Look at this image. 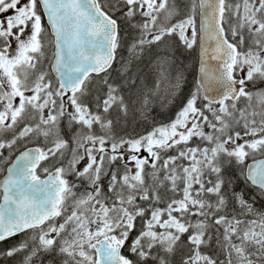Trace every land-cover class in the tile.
<instances>
[{
  "label": "snow or ice",
  "instance_id": "1",
  "mask_svg": "<svg viewBox=\"0 0 264 264\" xmlns=\"http://www.w3.org/2000/svg\"><path fill=\"white\" fill-rule=\"evenodd\" d=\"M0 264H264V0H0Z\"/></svg>",
  "mask_w": 264,
  "mask_h": 264
}]
</instances>
